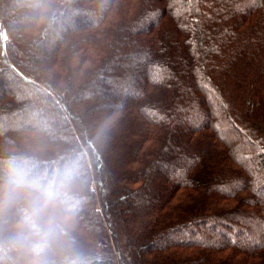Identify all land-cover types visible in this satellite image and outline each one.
<instances>
[{"label":"trees","instance_id":"16d2710c","mask_svg":"<svg viewBox=\"0 0 264 264\" xmlns=\"http://www.w3.org/2000/svg\"><path fill=\"white\" fill-rule=\"evenodd\" d=\"M12 166L71 208L55 264H264V0H0Z\"/></svg>","mask_w":264,"mask_h":264},{"label":"clouds","instance_id":"9594fccd","mask_svg":"<svg viewBox=\"0 0 264 264\" xmlns=\"http://www.w3.org/2000/svg\"><path fill=\"white\" fill-rule=\"evenodd\" d=\"M70 211L55 180L29 179L12 166L0 182V264H55L51 255L70 240Z\"/></svg>","mask_w":264,"mask_h":264},{"label":"snow or ice","instance_id":"6c2138e0","mask_svg":"<svg viewBox=\"0 0 264 264\" xmlns=\"http://www.w3.org/2000/svg\"><path fill=\"white\" fill-rule=\"evenodd\" d=\"M235 187H239L238 185ZM224 191H230V189H224ZM257 195L261 196L262 198H264V190L258 191ZM246 223L251 224L252 221H245ZM261 228H264V223L261 224ZM247 236H249V238L251 237V234H246Z\"/></svg>","mask_w":264,"mask_h":264}]
</instances>
